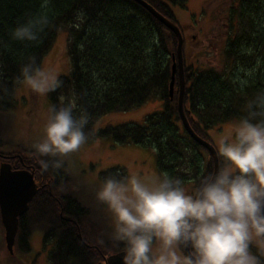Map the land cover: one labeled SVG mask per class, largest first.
I'll return each instance as SVG.
<instances>
[{"label":"trees","instance_id":"16d2710c","mask_svg":"<svg viewBox=\"0 0 264 264\" xmlns=\"http://www.w3.org/2000/svg\"><path fill=\"white\" fill-rule=\"evenodd\" d=\"M144 1L175 23L170 4L181 8L188 4V0ZM41 3L0 0V116L14 107L20 64L28 56L37 57L42 64L59 32L65 31L71 72L60 76L62 87L48 96L51 106L74 101L77 114L87 110L89 144L110 140L115 145L151 149L159 172L182 177L191 186L214 172L209 152L183 126L177 78L173 96L170 94L172 58L178 46L172 31L134 0H50L45 11L52 26L41 42L26 45L11 41L10 29L28 14L40 11ZM235 4L229 13L232 33L225 45L224 68L200 70L186 62L184 66L183 110L192 130L210 143V131L231 123L241 114L246 98L264 88V0H238ZM250 71L253 75L248 77ZM245 79L250 81L246 87ZM150 101H159L163 110L150 113L144 123L109 124L95 130L94 124L101 117L130 112ZM3 145L0 140V162L6 161L15 169L34 170L40 189L19 218L15 250L31 251L33 227L39 225L44 246L53 245L50 264H100L112 250L122 253L121 245L108 248L96 238L89 210L68 192L69 180L63 168L49 167L43 173L34 168V156L41 163L35 151L30 156L21 151L5 153ZM116 172L127 175L125 168L117 167L101 172L100 180Z\"/></svg>","mask_w":264,"mask_h":264},{"label":"clouds","instance_id":"9594fccd","mask_svg":"<svg viewBox=\"0 0 264 264\" xmlns=\"http://www.w3.org/2000/svg\"><path fill=\"white\" fill-rule=\"evenodd\" d=\"M49 3L42 0L40 11L17 21L9 39L38 45L52 26L45 11ZM16 83L47 96L63 81L54 68L28 56ZM240 112L217 143L222 166L194 186L167 171L101 178L95 201L122 246L123 264H264V88L247 97ZM44 121L42 137L32 147L45 170H59L65 166L62 158L88 141L90 114H77L72 101L48 107Z\"/></svg>","mask_w":264,"mask_h":264},{"label":"rangeland","instance_id":"374dc122","mask_svg":"<svg viewBox=\"0 0 264 264\" xmlns=\"http://www.w3.org/2000/svg\"><path fill=\"white\" fill-rule=\"evenodd\" d=\"M238 0H188L186 8L170 7L184 38V58L188 66L203 70L225 66L224 50L231 32L230 11ZM68 35L60 31L56 41L44 58L42 65L54 68L59 77L69 75L71 64L67 55ZM49 95V94H48ZM39 96L29 89L17 86L13 109L0 116V140L4 142L3 152L21 151L30 156L33 145L40 141L44 117L51 106L49 96ZM163 110L159 101H150L130 112L112 113L101 117L94 125L99 131L109 124L118 126L127 123H144L145 117ZM230 123L210 131L212 144L228 135ZM134 145H115L110 140L86 142L80 149L63 157V169L68 176V192L90 212L96 238L114 248L118 243L112 238L110 221L104 208L95 201V191L100 183V173L108 169L123 167L127 175L137 173L156 175L155 153ZM6 162V161H3ZM2 162H0L1 164ZM8 163V162H7ZM191 186V184H187ZM42 227L35 225L30 237L31 251L14 249L10 255L5 244V233L0 219V264H50L48 256L53 245L43 244ZM114 253V254H113ZM112 255H116L114 250Z\"/></svg>","mask_w":264,"mask_h":264},{"label":"water","instance_id":"95a60500","mask_svg":"<svg viewBox=\"0 0 264 264\" xmlns=\"http://www.w3.org/2000/svg\"><path fill=\"white\" fill-rule=\"evenodd\" d=\"M143 6L155 19L162 23L166 28L172 31L178 40L177 55L172 59L174 61L172 69V81L170 84V94L173 96L176 76L179 80V109L181 120L188 135L200 146L205 148L213 159L214 171L220 166L217 157L216 147L206 140L199 137L191 128L186 117L183 101L185 91V73L183 59L184 39L182 31L178 25L167 17L161 15L156 8L154 9L144 0H134ZM35 159V167L42 169L41 163ZM45 172L44 169H42ZM39 184L36 182L35 173L28 169H14L10 163L2 162L0 164V216L1 223L5 233V244L9 254H14L16 237L19 229V218L23 216L29 207L30 201L38 193ZM102 264V263H100ZM106 264H123V252L106 258Z\"/></svg>","mask_w":264,"mask_h":264},{"label":"flooded vegetation","instance_id":"af4514ba","mask_svg":"<svg viewBox=\"0 0 264 264\" xmlns=\"http://www.w3.org/2000/svg\"><path fill=\"white\" fill-rule=\"evenodd\" d=\"M185 62H186V59H185ZM104 264H106V261L104 260V262H103Z\"/></svg>","mask_w":264,"mask_h":264}]
</instances>
